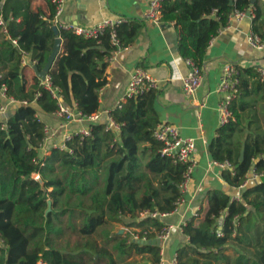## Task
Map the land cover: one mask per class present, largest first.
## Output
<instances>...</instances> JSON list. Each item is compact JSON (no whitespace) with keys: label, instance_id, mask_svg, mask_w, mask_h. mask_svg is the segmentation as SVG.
<instances>
[{"label":"trees","instance_id":"16d2710c","mask_svg":"<svg viewBox=\"0 0 264 264\" xmlns=\"http://www.w3.org/2000/svg\"><path fill=\"white\" fill-rule=\"evenodd\" d=\"M34 1L0 0V18L7 29L5 33L0 25V86L19 102L9 113L6 129L0 121V264H125L133 254L151 255V264H159L161 247L108 232L100 242L94 238L107 224L127 218L132 220L128 227L154 240L165 223L150 217L139 220V213H171L182 196L185 166L162 157V145L154 138L161 123L158 91L112 110L119 135L95 125L91 137H76L68 150L52 149L45 166L36 164L46 126L39 114L55 113L58 104L38 74L28 84L23 54H30L42 72L60 38L63 51L48 72L52 85L60 90L64 104L76 105L90 116L100 110L106 59L116 48L108 33L96 40L70 30L55 31L53 0H46L48 18L41 17L31 28ZM232 1L233 5L230 0L164 2L162 22L178 27L184 58L203 68L211 41L232 14L251 5L250 0ZM255 8L254 30L261 33V0ZM140 31L139 23L121 26V48L132 44ZM239 71L240 93L231 105L235 120L222 126L209 145L215 162L230 163L222 178L233 188L243 186L252 171L264 174V81L254 68ZM35 173H40L44 189L33 178ZM203 212L202 219L197 216L182 226L189 245L178 249L177 264H264V178L247 185L239 201L211 189ZM232 246L237 248L233 256L228 254Z\"/></svg>","mask_w":264,"mask_h":264},{"label":"crops","instance_id":"0c3cea01","mask_svg":"<svg viewBox=\"0 0 264 264\" xmlns=\"http://www.w3.org/2000/svg\"><path fill=\"white\" fill-rule=\"evenodd\" d=\"M150 2L151 0H68L61 20L65 24L85 27L93 26L106 18L119 17L127 18L129 23H139L141 31L135 41L121 48L116 54L113 52L114 59L108 62L107 84L101 90L100 110L113 109L125 95L132 72L143 68L160 85L156 110L161 123L176 126L183 138L194 139L196 142L195 158L198 166L185 196L186 202L177 213L163 221L166 226L172 227L169 238L163 243V246H167L164 249L166 264H176L174 259L178 249L189 245V237L184 235L182 226L197 216L202 219L203 211L207 207L208 192L219 189L232 197L242 195L246 188L238 190L223 180V169L213 164L209 145L222 127L219 103L224 95L218 89L223 66L232 63L239 69L258 70L264 66V50H256L248 43L249 34L256 33V8L255 5H250L244 19H232L211 41L203 66L202 84L194 95L186 96L183 79L188 75L190 66L179 51V29L175 23L161 22L156 25L146 20ZM261 3L263 5L264 0ZM31 13L30 26L34 28L41 17L47 19L50 15L46 0L34 1ZM55 28L58 30L56 26ZM260 32L257 34H264V28L260 27ZM62 51L61 43L59 54ZM24 57L26 64H23V72L31 85L37 75L36 65L33 64L30 54ZM4 103L8 104L6 100ZM14 107L15 105H10L8 111L0 115V121L6 122ZM39 115L46 125L53 126L58 123L52 114Z\"/></svg>","mask_w":264,"mask_h":264},{"label":"built area","instance_id":"2783aa9c","mask_svg":"<svg viewBox=\"0 0 264 264\" xmlns=\"http://www.w3.org/2000/svg\"><path fill=\"white\" fill-rule=\"evenodd\" d=\"M68 0H53L55 8L54 18L51 20L52 24L58 29L70 30L79 37L85 39H96L100 40L106 33L110 35V41L112 46L116 48L114 54L121 49V42L119 38V28L124 24L129 23V20L124 17L119 18H106L99 23L90 26H74L65 24L61 18L64 15L66 4ZM166 0H151L150 9L146 15V20L160 25L162 22V11L163 4ZM248 11L235 12L231 15L229 23L232 19H244L247 16ZM0 25L3 26L4 32L7 33L6 23L0 18ZM229 25V24H228ZM227 25V26H228ZM226 26V27H227ZM16 43V42H15ZM248 43L251 47L256 50H264V34L251 33L248 36ZM24 53L23 56H27ZM24 59V60H23ZM22 59V65L26 64L25 57ZM114 55L106 59L107 62L112 61ZM187 63L190 66L188 75L183 79V91L186 96L194 95L200 88L203 80V68L197 66L193 60L187 59ZM33 64L37 65V61L34 60ZM258 72L262 81H264V66L258 68ZM1 79V76H0ZM42 84L49 90L53 96V99L57 101L58 109L52 115L57 118L58 123L56 125L45 126V136L39 145L40 158L35 161L40 166H45V159L50 155L52 149L68 150V144L76 137L85 139L92 136L93 126L104 125L106 131H111L120 134V125L115 122L112 118L111 112L115 108L121 109L123 105L131 98L144 95L150 90L158 91L160 88L158 80L154 79L153 76L143 68L135 69L129 80L128 88L125 95L119 100L113 109H106L104 111L99 110L90 116H85L81 113L76 105L70 107L64 104L63 99L60 95V90L54 88L51 82V77L47 74L45 79H42ZM240 71L239 68L232 63H227L222 68V79L219 85L218 91L224 95L223 100L219 103V112L222 126L235 120L231 105L233 101L238 97L240 93ZM7 88L5 85L0 86V98L6 100L8 104H1L0 115L5 114L8 111L10 105H17L19 102L13 98H9L6 94ZM23 104H27L24 102ZM39 116V115H38ZM104 116L105 119H104ZM41 119V117L39 116ZM42 120V119H41ZM43 121V120H42ZM7 128V121L3 123L2 129ZM154 138L161 143L162 148L160 154L162 157L169 158L174 163H179L185 166V173L182 183L180 184L181 197L176 203L175 209L171 213H161L159 211H143L139 213V220L145 218L159 219L162 222L164 219L172 214L177 213L180 208L186 202V194L189 192V188L193 179L195 169L198 166V162L195 158L196 155V142L194 139H186L181 136L180 130L168 123H159L154 130ZM221 169H230L231 165L229 162L224 163H213ZM33 178L37 181L41 178L40 173H35ZM264 178V174L256 173L252 171L247 178V181L243 186L236 189H242L250 183L256 182ZM241 195L237 194L231 197L232 201H239ZM172 227L166 226L161 231L156 233L155 239L161 240V260L159 264H166L163 243L169 238ZM142 238L139 234L138 238H132L133 241H148V233H144ZM219 236H222V232L218 231ZM177 264V255L174 259Z\"/></svg>","mask_w":264,"mask_h":264},{"label":"rangeland","instance_id":"374dc122","mask_svg":"<svg viewBox=\"0 0 264 264\" xmlns=\"http://www.w3.org/2000/svg\"><path fill=\"white\" fill-rule=\"evenodd\" d=\"M5 104V103H4ZM132 220H129L127 218H123L121 223H110L105 226L104 230H100L99 233L94 235V238L98 240L99 242L102 239V236L104 233L108 232L111 236H115L116 234L121 235L123 237H126L127 239L132 238H138L140 229L134 228V227H128L126 224L130 223ZM166 244L162 247L164 249L166 248ZM237 248H234L233 246L229 248L228 254L231 256L235 255V252ZM151 255H136L133 254L130 258H128L125 262V264H151L152 261Z\"/></svg>","mask_w":264,"mask_h":264},{"label":"water","instance_id":"95a60500","mask_svg":"<svg viewBox=\"0 0 264 264\" xmlns=\"http://www.w3.org/2000/svg\"><path fill=\"white\" fill-rule=\"evenodd\" d=\"M230 1H231L230 4L233 5V1H232V0H230ZM256 2H257V0H250V3H251L252 6H254V5L256 4ZM55 31H57V29H55ZM61 43H62V42H61V39L58 38V39L56 40V43H55V46H54L53 53H52V55H51L50 58H49V62H48V64H47L46 68H45L42 72H38V70H37V68H36L37 74H38L42 79H45V78H46V76H47V74H48L50 68L52 67V65H53L54 61L56 60L57 56L59 55V51H60V49H61ZM241 156H242V158H243V156H244V151H242ZM39 182L41 183L42 188L44 189V187H45V183H44L43 179L40 178V179H39ZM51 210H52V203L50 202V203H49L48 213H49ZM141 243H142V244H153V245H156V246H158V247L161 246V240H160V239H154V240H151V241H141Z\"/></svg>","mask_w":264,"mask_h":264}]
</instances>
